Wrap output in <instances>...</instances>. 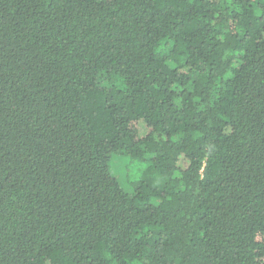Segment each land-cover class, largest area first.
Masks as SVG:
<instances>
[{
    "label": "trees",
    "instance_id": "1",
    "mask_svg": "<svg viewBox=\"0 0 264 264\" xmlns=\"http://www.w3.org/2000/svg\"><path fill=\"white\" fill-rule=\"evenodd\" d=\"M0 264H264V0H0Z\"/></svg>",
    "mask_w": 264,
    "mask_h": 264
},
{
    "label": "rangeland",
    "instance_id": "2",
    "mask_svg": "<svg viewBox=\"0 0 264 264\" xmlns=\"http://www.w3.org/2000/svg\"><path fill=\"white\" fill-rule=\"evenodd\" d=\"M121 155V154H115ZM125 157L124 155H121ZM138 162V161H137ZM123 161V172L117 169H112L110 172L125 186L126 190L131 192L128 183L139 181H151L157 183L158 177L155 171L150 167L147 162H138L137 165ZM122 165V164H121ZM115 166V165H114ZM116 167V166H115Z\"/></svg>",
    "mask_w": 264,
    "mask_h": 264
}]
</instances>
